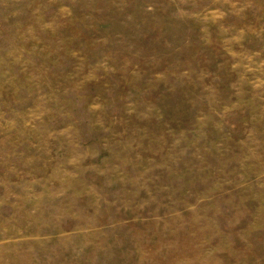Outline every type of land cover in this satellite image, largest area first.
Returning a JSON list of instances; mask_svg holds the SVG:
<instances>
[{"label": "rangeland", "instance_id": "obj_1", "mask_svg": "<svg viewBox=\"0 0 264 264\" xmlns=\"http://www.w3.org/2000/svg\"><path fill=\"white\" fill-rule=\"evenodd\" d=\"M0 264H264V0H0Z\"/></svg>", "mask_w": 264, "mask_h": 264}]
</instances>
